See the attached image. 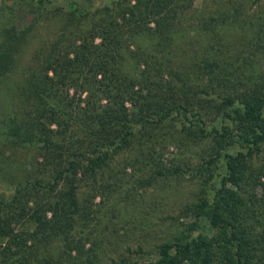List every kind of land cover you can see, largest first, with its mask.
Masks as SVG:
<instances>
[{
	"label": "trees",
	"instance_id": "16d2710c",
	"mask_svg": "<svg viewBox=\"0 0 264 264\" xmlns=\"http://www.w3.org/2000/svg\"><path fill=\"white\" fill-rule=\"evenodd\" d=\"M237 1L193 27L240 34L241 48L224 56L179 43L193 0H22L36 17L18 28L11 13L0 27V264H98L101 206L92 204L105 203L114 158L134 169L142 161L132 149L145 152L156 169L147 187L184 175L160 148L202 142L198 165L183 163L199 191L170 217L182 230L148 264H264V165L254 164L264 146V29ZM51 19L57 37L22 66L38 21ZM86 180L96 187L82 198ZM134 254L110 264H140Z\"/></svg>",
	"mask_w": 264,
	"mask_h": 264
},
{
	"label": "rangeland",
	"instance_id": "374dc122",
	"mask_svg": "<svg viewBox=\"0 0 264 264\" xmlns=\"http://www.w3.org/2000/svg\"><path fill=\"white\" fill-rule=\"evenodd\" d=\"M75 1L82 8L87 6L86 0ZM95 1L100 4L103 3V0ZM229 1L193 0L191 9L187 12V17L184 18L181 24L182 32L184 31V33L179 39V43L184 44L185 42L193 45L196 52L200 55L204 54L199 48L200 44H203V48L208 50L207 53H210L211 47L212 49L215 48L213 50L215 53L223 52L224 56L229 55V53H237L239 48H241L239 46L241 43L237 40V37L240 38L241 36L237 32L233 31L230 34L225 33L216 36L214 33L210 32L207 34V32L198 28L193 29L196 25L199 27L203 17L206 18L211 13H217L216 15H218V11L223 12L229 9L231 7ZM51 2L56 8L58 7V0H51ZM232 2L238 3L239 1L232 0ZM21 3L22 0H0V27L2 25L7 26V19H9L11 13L13 22L18 28L30 24L36 15L27 11ZM52 6L47 5L49 9H53ZM12 8L14 10L11 11ZM240 9L244 12L243 18L253 15L255 12L256 17L254 16L250 19L252 20V26L257 29L258 27L264 29V0H244ZM55 23L53 19L38 21L36 28L20 53V64L22 66L30 63L33 52L36 49L45 45L48 47L57 37L59 26ZM244 41L247 42L246 40ZM228 43L231 47L227 46ZM127 105L130 107L129 104ZM208 144L207 142H202L198 145L174 143L164 150L160 148L159 154H163L165 166L172 171L176 167L175 165L180 166V169H184V175L169 174L164 179L159 178V180L147 187H140V184L149 179V173L151 174L156 169L145 164L144 161L147 158L145 152L137 155L138 149H132L131 156H136L138 160L142 161L134 169L123 168L127 158L124 154L114 158L110 165L117 171L118 175L114 178V181L110 180L109 182L111 190H107L103 195V197L106 196L104 197L105 203L102 205L101 200L103 199L96 196L92 204L93 208H95L94 205L101 206L100 214L98 215L100 218L99 224L97 229H94V234L98 237L101 244V248L98 251L99 256L97 257L98 264H110L111 261L119 262L134 253L140 255L137 259L140 264H148L149 260L153 259L155 254L158 253V246L165 242H171L172 238L182 230V227L179 228L180 224L174 223L170 217L176 216L186 204L194 201L199 191V180L192 178L191 170L185 171L186 168L183 167V163H186L188 167L190 165H198V159L201 152H203L202 148H205V145ZM13 152L15 157L19 156L22 160L36 157L33 151L14 149ZM36 161L38 163L42 160L38 158ZM167 162L172 163H169L171 164L169 165ZM254 162L256 166L264 165V146L262 147V153L255 157ZM109 172L112 173L109 169L103 173L109 175ZM99 183H101L100 180ZM95 187L96 184L94 185L89 180H86L85 183L80 184L78 191L80 197H87L88 193L92 192ZM256 190L258 193L261 191L260 188H256ZM179 222L191 224L195 222V218L192 215L187 218H181ZM203 225L208 234L212 235V230L207 223L204 222ZM220 255L222 256L223 254L220 253ZM132 257L135 259L136 255H132Z\"/></svg>",
	"mask_w": 264,
	"mask_h": 264
}]
</instances>
